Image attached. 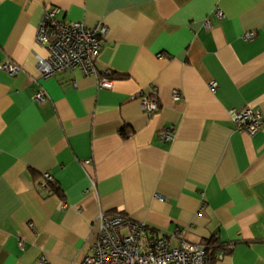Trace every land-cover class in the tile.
<instances>
[{
  "label": "crops",
  "instance_id": "obj_1",
  "mask_svg": "<svg viewBox=\"0 0 264 264\" xmlns=\"http://www.w3.org/2000/svg\"><path fill=\"white\" fill-rule=\"evenodd\" d=\"M52 7L108 28L96 75L39 76ZM2 63L19 72L0 69V264H80L101 213L180 231L212 264H264V128L230 118L264 114V0H0ZM141 92L157 97L152 116ZM44 174L55 184L41 188Z\"/></svg>",
  "mask_w": 264,
  "mask_h": 264
},
{
  "label": "built area",
  "instance_id": "obj_2",
  "mask_svg": "<svg viewBox=\"0 0 264 264\" xmlns=\"http://www.w3.org/2000/svg\"><path fill=\"white\" fill-rule=\"evenodd\" d=\"M57 8H48L36 30L35 41L44 48L46 55L38 59V72L41 78H50L59 73L79 70L85 76L96 75V62L108 28L102 23L86 28L82 22H62L57 20ZM222 18V13L217 12ZM210 22H206V27ZM253 35H247L250 40ZM0 69L9 75H15L19 68L9 63H2ZM98 83L99 88L111 87L110 73ZM215 91V85L210 86ZM142 109L152 116L158 110L157 97H148L143 92L138 94ZM44 98L43 93L35 96ZM180 94L173 93V100L179 101ZM230 118L239 133L254 136L264 128V114L250 107L230 111ZM172 128L164 129L162 138L165 142L173 139ZM50 174L43 175L41 188L54 185ZM156 198L163 200L158 195ZM98 237L91 249V254L84 257L80 264H212L208 247L190 243L182 238V232L176 231L171 236L158 237L149 235L144 224L130 221L119 213H101L98 217ZM127 230V234L122 232ZM20 248L23 243L19 242Z\"/></svg>",
  "mask_w": 264,
  "mask_h": 264
},
{
  "label": "trees",
  "instance_id": "obj_3",
  "mask_svg": "<svg viewBox=\"0 0 264 264\" xmlns=\"http://www.w3.org/2000/svg\"><path fill=\"white\" fill-rule=\"evenodd\" d=\"M208 252H209V250H208ZM209 257H210V255H209ZM210 259H211V257H210Z\"/></svg>",
  "mask_w": 264,
  "mask_h": 264
}]
</instances>
